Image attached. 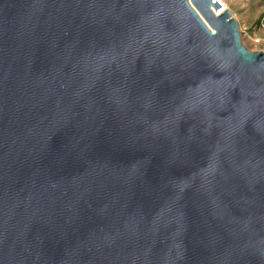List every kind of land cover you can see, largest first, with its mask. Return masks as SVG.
<instances>
[{"label": "water", "instance_id": "water-1", "mask_svg": "<svg viewBox=\"0 0 264 264\" xmlns=\"http://www.w3.org/2000/svg\"><path fill=\"white\" fill-rule=\"evenodd\" d=\"M0 264H264V51L218 0H0Z\"/></svg>", "mask_w": 264, "mask_h": 264}, {"label": "rangeland", "instance_id": "rangeland-1", "mask_svg": "<svg viewBox=\"0 0 264 264\" xmlns=\"http://www.w3.org/2000/svg\"><path fill=\"white\" fill-rule=\"evenodd\" d=\"M226 3L240 24L245 46L252 51H264V0Z\"/></svg>", "mask_w": 264, "mask_h": 264}, {"label": "bare ground", "instance_id": "bare-ground-1", "mask_svg": "<svg viewBox=\"0 0 264 264\" xmlns=\"http://www.w3.org/2000/svg\"><path fill=\"white\" fill-rule=\"evenodd\" d=\"M218 1H220L222 3L224 9L228 8L226 0H218Z\"/></svg>", "mask_w": 264, "mask_h": 264}, {"label": "built area", "instance_id": "built-area-1", "mask_svg": "<svg viewBox=\"0 0 264 264\" xmlns=\"http://www.w3.org/2000/svg\"><path fill=\"white\" fill-rule=\"evenodd\" d=\"M233 2H242V3H247L250 2L252 0H232Z\"/></svg>", "mask_w": 264, "mask_h": 264}]
</instances>
